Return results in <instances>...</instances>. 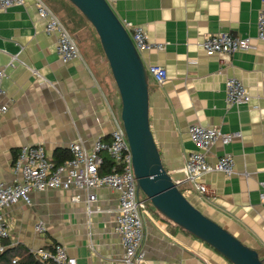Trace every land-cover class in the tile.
I'll list each match as a JSON object with an SVG mask.
<instances>
[{"label":"crops","instance_id":"crops-1","mask_svg":"<svg viewBox=\"0 0 264 264\" xmlns=\"http://www.w3.org/2000/svg\"><path fill=\"white\" fill-rule=\"evenodd\" d=\"M261 8L262 0H117L113 4L122 22L142 26L151 42L163 45V49L143 52L142 57L147 69L158 65L168 75L162 84L150 75V124L164 167L183 183L180 187L199 210L264 257L260 197L264 41L257 37ZM70 31L82 57L64 63L57 53V37L47 33L35 0L0 10V69L6 71L1 101L8 106L0 121V181L14 182V163L24 145L42 144L48 156L55 158L57 151L68 150L73 143L90 151L97 139H112L113 115L121 116L122 102L109 63L104 52L85 40L83 29ZM216 33L251 37L252 47L209 56L201 43ZM230 77L248 87L249 103H227ZM194 124L237 134L226 146L215 143L207 156L215 164L224 152L232 153L234 175L207 173L202 178L204 193L184 183L182 170L197 149L189 135ZM91 194L97 199L88 203ZM77 195L81 199L75 202ZM118 208L119 194L109 187L32 191L31 203L20 201L3 208L11 231L7 241L22 253L61 244L78 264H122L124 250L115 232ZM142 215L143 264H231L164 218L150 201L145 200ZM40 223L46 232L36 231Z\"/></svg>","mask_w":264,"mask_h":264},{"label":"built area","instance_id":"built-area-1","mask_svg":"<svg viewBox=\"0 0 264 264\" xmlns=\"http://www.w3.org/2000/svg\"><path fill=\"white\" fill-rule=\"evenodd\" d=\"M113 7L117 0H107ZM24 0H0V10L22 5ZM39 17L46 22V31L57 37V53L64 63L80 59L81 50L77 39L63 23L61 18L44 1L35 0ZM124 26L130 32L136 48L142 54L152 49H163V45L150 41L148 32L140 25L126 21ZM257 37L264 41V0L258 15ZM207 55H231L237 51L247 50L251 45V37H240L232 33H216L208 35L201 43ZM149 74L157 83L162 84L167 79V71L161 66L151 65ZM6 77L5 69H0V121L7 113L8 106L3 104L2 82ZM226 101L228 104H244L251 101L248 87L238 78L230 77L226 81ZM115 128L112 139L106 142L97 139L89 151L81 143H73L70 147L71 157L65 162L56 164L47 154L42 144H30L21 147L14 163L16 179L12 183L0 181V252L6 250L5 241L10 238L11 231L3 215V208L20 201L31 203L32 191L50 189L71 190L73 188L91 191L96 188L109 187L119 194V208L115 220V232L121 238L123 246L122 264H143L145 253V223L142 215L145 199L138 194L137 183L133 169V156L125 127L120 115H113ZM191 140L197 146L187 158L182 170L189 183L197 191L206 192L202 182L207 173L220 171L231 177L235 173V158L232 153L224 152L215 164L208 161L211 147L220 141L224 146L231 143L234 133H224L215 127L194 124L189 127ZM113 161L109 173H101L105 156ZM181 183L180 181H177ZM183 184V183H181ZM261 201L264 203V181L261 183ZM184 192V191H183ZM185 193V192H184ZM75 202L80 201L79 195ZM96 195L87 198L88 203L96 201ZM43 223L36 226L38 233L46 232ZM42 261L53 260L57 264H78L77 259L69 255L65 246L56 244L51 250L40 249L36 252ZM17 260L14 259L13 262Z\"/></svg>","mask_w":264,"mask_h":264},{"label":"water","instance_id":"water-1","mask_svg":"<svg viewBox=\"0 0 264 264\" xmlns=\"http://www.w3.org/2000/svg\"><path fill=\"white\" fill-rule=\"evenodd\" d=\"M95 29L118 88L138 194L166 219L231 264H264V257L206 216L163 165L150 124V74L128 29L107 0H68Z\"/></svg>","mask_w":264,"mask_h":264},{"label":"trees","instance_id":"trees-1","mask_svg":"<svg viewBox=\"0 0 264 264\" xmlns=\"http://www.w3.org/2000/svg\"><path fill=\"white\" fill-rule=\"evenodd\" d=\"M44 1L61 18V20L69 30H72L73 33H79L82 31L83 22L81 19L77 17L76 14H80L82 17L83 15L68 0H64L65 3H61L59 2V0H44ZM70 157H71V153L70 150L68 149V150L57 151L55 158H51V159L56 164H60L65 162ZM112 166H113V161L109 158L108 155L105 156V162L101 168V173L104 174L111 172ZM5 245H6V250L4 252H0V264H57L53 260L42 261L38 258L36 253L33 252H29V251H24L23 253L19 252L15 247L11 246L9 241H5ZM14 259H16L17 261L13 262Z\"/></svg>","mask_w":264,"mask_h":264},{"label":"rangeland","instance_id":"rangeland-1","mask_svg":"<svg viewBox=\"0 0 264 264\" xmlns=\"http://www.w3.org/2000/svg\"><path fill=\"white\" fill-rule=\"evenodd\" d=\"M61 15V14H60ZM77 15V17L79 18V19H81L82 20V22H83V26H82V29L84 30V32L87 34L84 38H85V40L86 41H89V42H92V45H93V47H95L96 46V48L98 49V51H99V53H103V50H102V48H101V44H100V40H99V37H98V35H97V33H96V31L94 30V28L91 26V24L88 22V21H86L80 14H76ZM62 16V15H61ZM63 17V16H62ZM84 20H83V19ZM101 51V52H100ZM104 54V53H103ZM191 139V138H190ZM181 190L183 191L184 190V188L183 187H181ZM141 195V197H144V194L143 193H141L140 194Z\"/></svg>","mask_w":264,"mask_h":264}]
</instances>
